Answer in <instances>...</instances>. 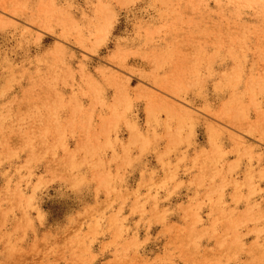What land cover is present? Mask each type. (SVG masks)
I'll list each match as a JSON object with an SVG mask.
<instances>
[{"label": "rangeland", "instance_id": "obj_1", "mask_svg": "<svg viewBox=\"0 0 264 264\" xmlns=\"http://www.w3.org/2000/svg\"><path fill=\"white\" fill-rule=\"evenodd\" d=\"M0 264H264V0H0Z\"/></svg>", "mask_w": 264, "mask_h": 264}]
</instances>
